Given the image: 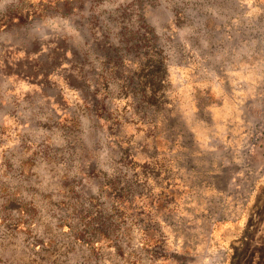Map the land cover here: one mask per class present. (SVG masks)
I'll return each instance as SVG.
<instances>
[{"label": "rangeland", "instance_id": "374dc122", "mask_svg": "<svg viewBox=\"0 0 264 264\" xmlns=\"http://www.w3.org/2000/svg\"><path fill=\"white\" fill-rule=\"evenodd\" d=\"M254 258L264 0H0V264Z\"/></svg>", "mask_w": 264, "mask_h": 264}, {"label": "trees", "instance_id": "16d2710c", "mask_svg": "<svg viewBox=\"0 0 264 264\" xmlns=\"http://www.w3.org/2000/svg\"><path fill=\"white\" fill-rule=\"evenodd\" d=\"M258 253V252H257ZM261 253V252H260ZM258 253V255L260 254ZM253 260H256V258H254ZM249 264H252V262H249ZM253 264H264V260L261 258V259H258L256 260V262H254Z\"/></svg>", "mask_w": 264, "mask_h": 264}]
</instances>
